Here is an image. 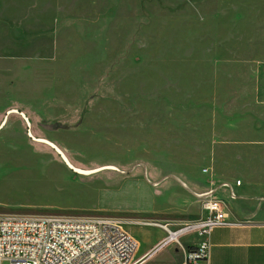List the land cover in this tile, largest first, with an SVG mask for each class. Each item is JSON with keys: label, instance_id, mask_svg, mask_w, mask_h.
Listing matches in <instances>:
<instances>
[{"label": "rangeland", "instance_id": "obj_1", "mask_svg": "<svg viewBox=\"0 0 264 264\" xmlns=\"http://www.w3.org/2000/svg\"><path fill=\"white\" fill-rule=\"evenodd\" d=\"M173 175L264 196V0H0V216L178 231Z\"/></svg>", "mask_w": 264, "mask_h": 264}, {"label": "built area", "instance_id": "obj_2", "mask_svg": "<svg viewBox=\"0 0 264 264\" xmlns=\"http://www.w3.org/2000/svg\"><path fill=\"white\" fill-rule=\"evenodd\" d=\"M241 185V181H237ZM232 198L233 186L227 183ZM215 190L199 196L208 215L169 235L149 254H155L187 233L196 232L201 242L189 255L188 264L207 262L212 231L230 225L224 203ZM172 234L174 237H172ZM136 240L109 219L0 216V264H137Z\"/></svg>", "mask_w": 264, "mask_h": 264}, {"label": "crops", "instance_id": "obj_3", "mask_svg": "<svg viewBox=\"0 0 264 264\" xmlns=\"http://www.w3.org/2000/svg\"><path fill=\"white\" fill-rule=\"evenodd\" d=\"M147 173L145 168L144 174L147 175ZM185 178L204 189L202 192H197L185 181L186 186L193 190L187 186L188 191H185L194 197L212 190H215V197L222 188H226L227 183L232 184L236 196L232 198L230 195L233 200L231 204L222 201L231 224L217 227L212 231L209 237L210 258L207 262L199 261L197 264H264V196L255 195L247 188H242V182L241 185H237V181L222 179L212 181L210 186L205 177L198 180L186 176ZM154 180L156 184L163 181V179ZM207 215L205 211V216ZM132 233L134 236H131L138 243L135 259L143 258V261L137 264H188L190 253L196 251L201 242V237L196 232L187 233L179 238V243L172 242L149 256L153 249L165 240L166 231L158 226L151 229L136 228Z\"/></svg>", "mask_w": 264, "mask_h": 264}, {"label": "bare ground", "instance_id": "obj_4", "mask_svg": "<svg viewBox=\"0 0 264 264\" xmlns=\"http://www.w3.org/2000/svg\"><path fill=\"white\" fill-rule=\"evenodd\" d=\"M52 146V145H51ZM53 147V146H52ZM53 148H55L56 150H58L56 147H53ZM58 152L60 153L61 151L60 150H58ZM62 153V152H61ZM62 155H63V153H62ZM63 158H64V155H63ZM65 161H67V160H65ZM67 163L72 167V165L67 161ZM145 168V167H144ZM146 176V175H145ZM175 180H177V182L179 183V185L184 189V190H186V191H188V189H187V186H186V184H185V182L180 178V177H178V176H176V175H173L172 176ZM190 191V190H189ZM209 193V192H208ZM194 194V193H193ZM207 194V193H206ZM195 195V194H194ZM198 197V196H197ZM199 198V197H198ZM156 226H159V227H161V228H163L164 230H166L168 233H172V232H174L175 230H172V229H170V228H168V226H166V225H160V224H156ZM168 229V230H167ZM172 237H174V235L172 234ZM135 261H136V263H138V262H140V261H143V258H142V260H136L135 259Z\"/></svg>", "mask_w": 264, "mask_h": 264}, {"label": "water", "instance_id": "obj_5", "mask_svg": "<svg viewBox=\"0 0 264 264\" xmlns=\"http://www.w3.org/2000/svg\"><path fill=\"white\" fill-rule=\"evenodd\" d=\"M60 154L62 155V153L60 152ZM63 156V155H62Z\"/></svg>", "mask_w": 264, "mask_h": 264}]
</instances>
